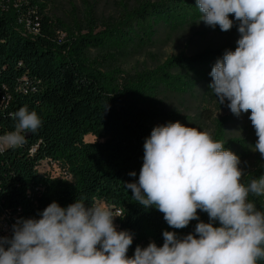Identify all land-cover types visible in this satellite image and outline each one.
<instances>
[{
  "label": "trees",
  "instance_id": "16d2710c",
  "mask_svg": "<svg viewBox=\"0 0 264 264\" xmlns=\"http://www.w3.org/2000/svg\"><path fill=\"white\" fill-rule=\"evenodd\" d=\"M47 7V0H0V136L16 130L9 114L21 107L42 121L35 133H25L23 146L0 149V216L6 214L11 224L2 236L12 235L18 218L38 219L53 201L67 207L81 198L87 206L110 208L117 230L132 234L129 257L138 245L162 246L165 230L181 238L194 233L197 223L209 222L207 213L198 210L199 220L170 228L163 213L144 208L124 184L138 182L144 143L153 128L183 120L165 98L194 94L212 79V67L225 50L235 51L237 43L125 72L119 60L152 46L162 27L174 32L205 24L196 0H125L116 15L105 18L87 8L72 20L51 18ZM229 18L237 30L238 22ZM233 116L217 119L211 135L225 149L247 152L243 140L227 134ZM43 161L58 164L70 178L40 172ZM262 175L264 162L258 161L241 182L247 185ZM248 199L264 212V196Z\"/></svg>",
  "mask_w": 264,
  "mask_h": 264
},
{
  "label": "clouds",
  "instance_id": "9594fccd",
  "mask_svg": "<svg viewBox=\"0 0 264 264\" xmlns=\"http://www.w3.org/2000/svg\"><path fill=\"white\" fill-rule=\"evenodd\" d=\"M196 6L209 27L227 32L230 16L238 22L237 47L216 61L209 87L219 104L229 101L234 115L250 111L254 152L264 158V0H196ZM9 115L16 130L0 136V143L18 148L42 121L27 106ZM240 163L208 131L179 121L157 126L145 140L138 182L125 183L126 189L144 208L163 213L170 228L199 220L198 210L209 222L200 221L182 238L165 230L162 246L138 245L129 257L133 236L117 230L110 208L87 206L84 198L67 207L53 201L38 219L18 218L12 235L0 236V264H257L264 260V212L248 198L264 196V175L245 185Z\"/></svg>",
  "mask_w": 264,
  "mask_h": 264
},
{
  "label": "rangeland",
  "instance_id": "374dc122",
  "mask_svg": "<svg viewBox=\"0 0 264 264\" xmlns=\"http://www.w3.org/2000/svg\"><path fill=\"white\" fill-rule=\"evenodd\" d=\"M122 1L125 0H47L46 14L53 19L72 20L87 8H91L99 16L106 18L117 14ZM126 1L133 2V0ZM239 38L238 29L224 32L205 24H198L174 32L162 27L152 46L132 51L119 60V67L125 72L132 73L143 69H152L162 64L170 56L181 53L191 55L207 47L236 43ZM211 83L212 79L200 84L192 95L165 98V104L169 108L177 110L183 117V120L179 121L181 124L196 127L200 131H208L210 134L214 131L217 119L234 115L227 106L229 101L225 100L223 104H219L218 98L209 87ZM250 114L249 111L248 113L242 112L239 116L234 115L227 125L228 136L243 140L249 150L245 152L243 149L237 148L234 151L240 157L239 167L244 170V175L254 170L258 161L264 162L260 153L254 152L258 138L249 119ZM166 124L168 123H163L160 126ZM86 140L93 141L95 138L87 136ZM39 171L52 178H70L66 171L51 161H43L39 166Z\"/></svg>",
  "mask_w": 264,
  "mask_h": 264
},
{
  "label": "built area",
  "instance_id": "2783aa9c",
  "mask_svg": "<svg viewBox=\"0 0 264 264\" xmlns=\"http://www.w3.org/2000/svg\"><path fill=\"white\" fill-rule=\"evenodd\" d=\"M5 146L3 143H0V149H3ZM11 230V224L8 222L6 214L0 216V236L3 232H8Z\"/></svg>",
  "mask_w": 264,
  "mask_h": 264
}]
</instances>
